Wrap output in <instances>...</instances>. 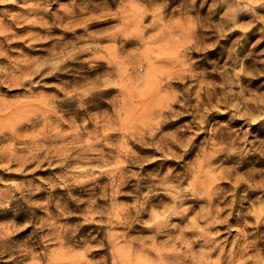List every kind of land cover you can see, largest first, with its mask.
<instances>
[{
    "label": "rangeland",
    "instance_id": "obj_1",
    "mask_svg": "<svg viewBox=\"0 0 264 264\" xmlns=\"http://www.w3.org/2000/svg\"><path fill=\"white\" fill-rule=\"evenodd\" d=\"M184 6L0 0V244L50 264L264 250V0Z\"/></svg>",
    "mask_w": 264,
    "mask_h": 264
},
{
    "label": "clouds",
    "instance_id": "obj_2",
    "mask_svg": "<svg viewBox=\"0 0 264 264\" xmlns=\"http://www.w3.org/2000/svg\"><path fill=\"white\" fill-rule=\"evenodd\" d=\"M249 0H234L235 6L239 7L241 4L248 3ZM195 4V0H185V10H191L192 6ZM234 51V50H231ZM192 63H195V61H192ZM206 76V73L203 72H197L195 73L194 78L204 79ZM233 79H235V74H233ZM177 95H184L186 99L190 95V90L188 88L185 89L184 93H177ZM236 96H240L241 93L235 94ZM225 103L228 104L229 107L232 105V99L229 97H223ZM241 107L247 109V104L241 101ZM239 110V109H238ZM181 113H175L174 116L171 118H176ZM203 131V129H200ZM188 132H191L192 135L189 138V142H191V139H194L195 137V129L193 127H189L187 129ZM218 140H220L221 143L224 144L225 149L229 150V154H231V149L234 144V140L231 137V134L228 133L225 135L224 133L221 134L220 137H217ZM238 152H243L244 149L242 148H236L235 149ZM216 171H219L220 169L216 168ZM224 172L230 171V169H223ZM214 196L222 197L223 199H227L229 195L233 196L235 195L233 192H228L224 189H216L215 193H213ZM211 201V197L209 198ZM210 207H212L213 211H215V206L210 204ZM258 223V222H257ZM255 238L252 241H249L247 239V234L241 238V243L238 245L234 244V251L230 250L227 255L224 257V264H264V250L257 247V242L261 238L259 236H256L255 233H252ZM264 235V234H262ZM70 239V237H69ZM210 246L215 247V245L212 243L211 240L206 241ZM5 253H10L11 258L15 259L16 256H20L23 259L20 261V264H50V260L47 258V253H40L35 252L33 249L24 246V247H18V248H12V247H4L2 244H0V257H3ZM31 257V258H28Z\"/></svg>",
    "mask_w": 264,
    "mask_h": 264
}]
</instances>
